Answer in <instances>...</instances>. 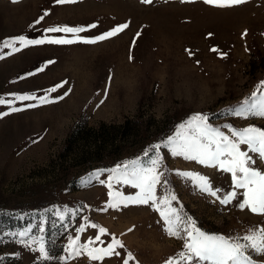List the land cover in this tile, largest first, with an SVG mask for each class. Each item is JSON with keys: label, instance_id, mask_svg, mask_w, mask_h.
Here are the masks:
<instances>
[{"label": "rangeland", "instance_id": "obj_1", "mask_svg": "<svg viewBox=\"0 0 264 264\" xmlns=\"http://www.w3.org/2000/svg\"><path fill=\"white\" fill-rule=\"evenodd\" d=\"M41 16L44 20L35 24ZM125 23L128 27L117 36L96 43L36 45L11 55L2 46L20 35L75 38L45 33L50 27H84L76 36L94 38ZM92 24L96 27L88 28ZM0 55V98L23 109L11 112L9 105L0 104V113H9L0 116V264H123L129 252L134 257L129 264H166L170 259L184 264L178 256L185 251L184 241L167 234L153 207H107L109 191L125 196L138 191L109 181L113 173L108 170L133 160L148 166L144 154L151 145L175 136L196 114L207 116L212 127L227 135L225 125L264 129V118L233 111L245 100L251 102L254 92L264 94V0L223 8L203 0H76L62 5L0 0ZM47 61L54 63L27 76ZM62 81H67L63 88L47 91ZM12 94L47 96L53 102L18 101ZM58 96L64 98L56 100ZM241 150L248 151L244 145ZM160 152L168 183L158 185L156 194H174L172 207L182 217H191L208 234L226 237L264 228V215L240 209L237 200L222 205L201 192L194 179L177 174L208 177L223 196L232 190L229 173L173 157L166 148ZM248 154L256 161L252 167L264 172V159ZM86 224L110 234L92 247H106L114 235L124 244L117 249L120 255L102 261L85 254L70 257L65 251L70 238L79 235L82 245L98 232L86 227L78 234L76 229ZM41 237L48 260L38 250ZM249 252L256 264H264V256Z\"/></svg>", "mask_w": 264, "mask_h": 264}, {"label": "snow or ice", "instance_id": "obj_2", "mask_svg": "<svg viewBox=\"0 0 264 264\" xmlns=\"http://www.w3.org/2000/svg\"><path fill=\"white\" fill-rule=\"evenodd\" d=\"M12 2L18 3L19 0H12ZM75 2L76 0H55V3L60 5ZM141 2L151 4L152 0H141ZM182 2H191V0H182ZM203 2L223 8L243 4L246 0H203ZM44 15L47 16L49 13L46 12ZM43 20L44 16H41L35 21V24L38 25ZM95 27V24L88 26V28ZM127 27L128 24L125 23L117 25L108 32L94 38H81L76 36V34L86 31L84 27L56 26L46 28L44 32L73 34L75 38H53L45 35L42 38L32 39L20 35L9 38L2 46L9 48L10 52L7 54L11 55L29 46L36 45H66L76 42L96 43L117 36ZM17 44L19 45L18 47ZM211 51L216 52L218 50L213 48ZM223 55L221 53V56ZM3 58L4 56L0 55V59ZM52 63L54 61L45 62L43 66L38 67L34 72L27 73V76H34L39 72H43ZM66 83L67 81H62L47 91L55 93L58 89L63 88ZM260 90L264 92V81L261 82ZM67 94L65 92V95ZM12 95L14 100L18 101L38 100L40 104L53 102L47 96ZM63 98V96L55 97L56 100H62ZM0 104L9 105L11 112L23 110L18 107H11L13 100L0 98ZM36 106L38 105H26L28 108ZM233 111L236 116L247 118L251 115L264 118V94L257 97L254 92L251 102L245 100L239 108ZM8 114V112H4L0 113V116ZM225 127L229 129L230 135L212 127L208 123L207 116L196 114L186 124L180 125L182 131H178L175 136L168 137L162 143L151 145L150 150L144 154L148 157V166H145L140 160H133L123 166H117L116 169L108 170L113 173V175L109 176V181L115 180L118 184L128 185L138 191L134 196H125L119 191H109L110 201L107 207L119 208L121 205L127 207L130 204L153 207L163 219L167 234L184 241L183 248L185 251L178 254L179 259L184 261V264H256L249 249L257 255L264 256V228H257L243 237L208 234L198 228L191 217H182L177 208L172 207V201L177 199L174 194L169 193L163 197H158L156 194L158 185H166L168 183L166 173L162 170L165 166L160 152L161 148H166L173 157H183L185 160L195 161L206 167H212L231 175L232 190L220 196L218 193L221 192V189L214 188L208 177L201 176L199 173L177 172L178 175L190 180L194 179L197 182L196 186L201 192L215 197L222 205H228L233 200H237L240 209H248L253 214L264 215V172L252 167L256 161L248 154L249 152L255 153L261 159H264V129L254 126L242 130L232 128L231 125H225ZM241 145L246 146L248 151L241 150ZM100 183L103 184L105 182L101 180ZM107 186L109 189L113 187L112 183H108ZM239 189H243L242 194L237 191ZM241 195L242 200L240 199ZM104 210L106 209H101V211ZM63 218L61 215L60 219L63 220ZM86 227L98 229L96 236L90 238L87 243L82 245L78 243L79 235L75 238H70V243L65 248L70 257H79L85 254L92 261H102L105 257L120 255L117 249L124 248V244L119 239L113 235L111 242L106 247H92L91 245L94 244H103L102 236L110 234L105 228L96 224L81 225L76 229L77 233L85 231ZM19 235L24 236L25 233L22 232ZM25 247H29V245L26 243ZM38 250L43 260L50 259L42 237ZM60 259L64 261L67 257H61ZM133 259L132 253L129 252L127 253V258L123 259V264H129V261ZM166 264H173V260L166 261Z\"/></svg>", "mask_w": 264, "mask_h": 264}]
</instances>
